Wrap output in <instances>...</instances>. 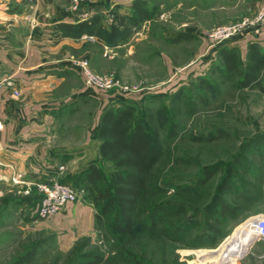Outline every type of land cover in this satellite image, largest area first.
<instances>
[{"label":"trees","instance_id":"trees-1","mask_svg":"<svg viewBox=\"0 0 264 264\" xmlns=\"http://www.w3.org/2000/svg\"><path fill=\"white\" fill-rule=\"evenodd\" d=\"M98 11L90 19L61 23L58 28L67 36H98L111 47L122 44L132 32L125 27L124 18L118 21L116 17L117 22L106 27ZM223 56V67L214 62L206 74L195 78L200 77L193 82L194 89L182 85L168 90L170 102L157 111L138 107L127 98H119L120 105L102 109L93 136L100 141V159L80 169L72 185L84 190V196L96 208V227H104L114 247L84 251L78 257L79 263L73 264L154 263L148 254L155 256L159 249L163 251L165 243L172 252L181 245L194 249L215 247L227 235L231 222L264 209V133L242 140L234 152L227 147L228 156L206 157L208 160L194 145L209 146L219 138H227L230 133L225 129L192 135V141L183 145L190 150L175 149L181 147L179 137L186 130L178 117L180 103L184 101L188 111H193L188 91H197L202 103L209 100V92L217 93L228 81L237 88L259 87L264 92V79L258 80L255 63L237 75L236 55ZM214 73L221 81L211 79ZM164 129L166 133L162 134ZM165 160L174 166L197 169L183 179H165L164 168L159 167ZM103 162L113 166L109 174ZM33 198L20 197L16 203H28ZM34 256L30 253L25 258Z\"/></svg>","mask_w":264,"mask_h":264},{"label":"crops","instance_id":"crops-1","mask_svg":"<svg viewBox=\"0 0 264 264\" xmlns=\"http://www.w3.org/2000/svg\"><path fill=\"white\" fill-rule=\"evenodd\" d=\"M263 2L101 0L98 12L102 13V22L106 27L124 18L125 27L132 31L122 42L125 48L133 39L139 42L149 36L152 23H155L161 29L163 39L173 49L193 53L192 62L184 66L187 70L181 76L203 75L214 62L223 67V55L235 54L236 74L242 75L249 65L255 63L260 80L264 79V29L258 36L248 35L227 42L211 54L206 53L205 33L213 26L256 13ZM69 6V0H0V164L7 171L8 167L15 166L19 172L32 175H37L38 170L50 174L56 172L58 166L66 168L67 162L80 166L100 159V141L93 137L100 114L87 128L81 146L71 143L66 130L71 127L70 114L84 103L102 98L105 109L110 97L87 88L81 73L70 65L69 59L72 56L85 57L96 66L95 61L117 60L118 49L123 45L108 46L98 36L75 38L65 35L58 28L61 23L82 21ZM108 13L113 14L111 22ZM189 44L193 47L191 50L187 47ZM129 48L131 56L134 48L132 45ZM176 57L178 55H161L170 76L178 67ZM9 76L16 79L20 97H15L12 90L3 84ZM71 124H75L73 118ZM94 142H97V148L93 150ZM26 178L29 179L30 174ZM95 214L90 204L68 203L54 220L58 223L75 222L78 231L86 234L95 225ZM256 214H264V209L246 217ZM253 243V248H260L254 254L257 257L255 262L264 263V241L256 239Z\"/></svg>","mask_w":264,"mask_h":264},{"label":"rangeland","instance_id":"rangeland-1","mask_svg":"<svg viewBox=\"0 0 264 264\" xmlns=\"http://www.w3.org/2000/svg\"><path fill=\"white\" fill-rule=\"evenodd\" d=\"M152 25L154 27L151 26V34L145 36L143 41L137 42L135 39L131 41L130 46L134 48L131 56L128 51L130 46L125 48L122 44L123 46L118 49V59L115 61H95L96 66H93L88 59L91 68L96 73L113 74L122 85L139 89L125 96L119 93L120 89L109 91L97 89L100 93L110 97V100H107L108 105H120L119 98H127L135 102L138 107L148 106L157 111L165 105V102H170L171 96L166 93L168 90L174 91L182 85L194 89L193 82L198 81L200 77L195 79L196 77L180 75L187 70L184 66L192 62L193 53L184 49L182 51L173 49L171 44L161 36V29L156 27L155 23ZM187 47L193 48L190 44ZM162 53L167 57L173 54L178 55L176 63L179 65L177 64L178 67L171 76L161 60ZM210 76L214 81L220 80L215 73ZM183 77L187 81L183 82L185 79ZM228 82H224L217 93L209 92V100L205 103L200 102L197 91L190 92L189 88H186L187 97L193 103V111L191 113L188 111L189 106H186L184 101L180 103L182 112H178V117L185 124L186 130L180 134L181 140L178 138L182 148L176 146V150L178 149L179 152H182V149L187 150L188 148L183 145L192 141V135H208L215 133L219 128L225 129V133H230L227 138H219L209 146H198L197 143L194 145V148L202 151L203 159L208 160L206 157L212 159L221 155L228 156L227 147L231 146L234 152L233 149L240 148L242 140L264 133V92L259 87L237 88L231 84V81ZM160 93H166V95L157 96ZM103 103L102 98L94 99V101L84 103L73 114H70L69 125L71 127L66 131L71 143L75 146H81L84 142L87 128L91 127L98 118V114L104 107ZM72 118L75 123L73 125L71 124ZM161 133L165 134V129ZM96 144L97 142L92 143L93 150L97 148ZM66 165L63 171H60L58 166L55 169L56 172L43 174L38 170L37 175H32L19 172L15 166L8 167L9 171H7L0 164V264H73L79 263L78 257L84 251L96 248L108 250L114 247L107 240L105 229L101 225L96 227L93 224L92 230L83 234L78 231L75 222L58 223L55 221L56 214L45 220L36 221L41 196L39 185L51 184L53 178L75 185V175L85 164L79 166L67 162ZM101 165L107 174L113 170L110 163L103 162ZM159 167L164 168L163 177L165 179L174 181L185 178L197 169L195 166L194 169L174 166L167 160ZM19 173L23 174L28 183L27 186H30L29 194L26 193V184H16L13 180L14 176ZM29 174L30 178L27 179L26 175ZM172 193L173 191H170L168 194L172 195ZM28 195L34 197L31 202L20 205L16 203L20 197ZM77 202L90 204L96 212V208L86 199L84 193ZM251 216L254 215L231 222L226 228L227 235L215 247L194 249L181 245L172 252L168 247L169 244L165 243L163 251L159 249L155 256L146 255L154 262L149 264H264L255 262L257 257L254 254L260 248H253L252 245L256 238L255 236L252 238L246 223ZM247 247L250 248L246 251ZM244 250L245 252L241 253ZM30 253H34L35 256L26 259L25 256Z\"/></svg>","mask_w":264,"mask_h":264},{"label":"built area","instance_id":"built-area-1","mask_svg":"<svg viewBox=\"0 0 264 264\" xmlns=\"http://www.w3.org/2000/svg\"><path fill=\"white\" fill-rule=\"evenodd\" d=\"M33 1V0H30ZM70 10L78 14L82 20L90 19L100 6L101 0H69ZM87 6V8H86ZM108 20L111 22L112 13H108ZM264 29V2L260 5L256 13L245 16L240 20L219 24L205 33L206 53L211 54L223 44L234 39H241L248 35L258 36ZM70 65L77 69L82 77L84 85L87 88L94 90L109 91L120 89V94L125 96L131 91H137V88H129L122 85L113 74H98L90 66L88 58L72 56L69 59ZM16 79L12 76L7 77L3 84L12 90L15 97L21 96V91L17 88ZM60 171L65 169V166L59 167ZM16 184L27 186L28 183L24 179L23 174H16L13 178ZM39 191L41 194L40 203L37 209L36 221L45 220L64 209L68 203L77 202L83 189H77L70 183H64L59 179L53 178L51 184H40ZM26 193H30V186H27ZM255 238L264 241V214L251 216L246 221Z\"/></svg>","mask_w":264,"mask_h":264},{"label":"bare ground","instance_id":"bare-ground-1","mask_svg":"<svg viewBox=\"0 0 264 264\" xmlns=\"http://www.w3.org/2000/svg\"><path fill=\"white\" fill-rule=\"evenodd\" d=\"M249 232H250V235L252 236V238H254V234L251 232L250 228H249Z\"/></svg>","mask_w":264,"mask_h":264}]
</instances>
